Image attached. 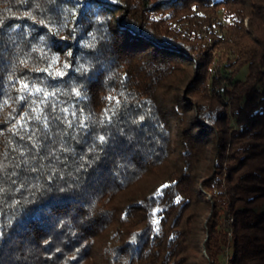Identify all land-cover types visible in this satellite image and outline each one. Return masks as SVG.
I'll use <instances>...</instances> for the list:
<instances>
[{"label": "trees", "instance_id": "obj_1", "mask_svg": "<svg viewBox=\"0 0 264 264\" xmlns=\"http://www.w3.org/2000/svg\"><path fill=\"white\" fill-rule=\"evenodd\" d=\"M0 264H264V0H0Z\"/></svg>", "mask_w": 264, "mask_h": 264}, {"label": "snow or ice", "instance_id": "obj_2", "mask_svg": "<svg viewBox=\"0 0 264 264\" xmlns=\"http://www.w3.org/2000/svg\"><path fill=\"white\" fill-rule=\"evenodd\" d=\"M25 87H27V85H25ZM100 140L103 141V140H104V137L101 136V137H100Z\"/></svg>", "mask_w": 264, "mask_h": 264}]
</instances>
